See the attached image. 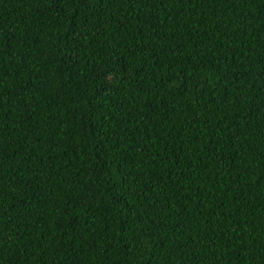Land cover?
I'll list each match as a JSON object with an SVG mask.
<instances>
[{"label":"trees","instance_id":"1","mask_svg":"<svg viewBox=\"0 0 264 264\" xmlns=\"http://www.w3.org/2000/svg\"><path fill=\"white\" fill-rule=\"evenodd\" d=\"M0 264H264V0H0Z\"/></svg>","mask_w":264,"mask_h":264}]
</instances>
